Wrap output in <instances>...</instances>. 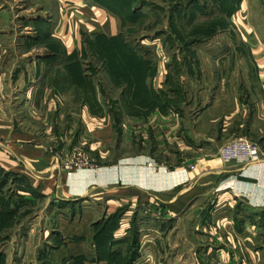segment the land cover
<instances>
[{"label": "crops", "instance_id": "crops-1", "mask_svg": "<svg viewBox=\"0 0 264 264\" xmlns=\"http://www.w3.org/2000/svg\"><path fill=\"white\" fill-rule=\"evenodd\" d=\"M105 1L40 0L57 12L39 21L41 47L0 39V169L15 179L7 201L0 179V214L24 219L45 198L103 200L106 212L135 214L140 261L264 264V17L250 11L255 0L231 3L228 26L214 34L229 47L208 69L199 57L164 64L126 47L120 17L97 5ZM88 52L103 61L111 97L95 82L99 66H85ZM239 137L259 146L258 162L221 161L219 148ZM75 146L92 166L66 167ZM55 207L34 215L44 221ZM70 221L48 242L55 261L66 259V239L83 236L107 260L109 230L93 231L87 215ZM49 223L28 237L43 229L46 238Z\"/></svg>", "mask_w": 264, "mask_h": 264}, {"label": "rangeland", "instance_id": "rangeland-1", "mask_svg": "<svg viewBox=\"0 0 264 264\" xmlns=\"http://www.w3.org/2000/svg\"><path fill=\"white\" fill-rule=\"evenodd\" d=\"M105 2L97 3V5L100 8L103 6V8L109 9L120 17L119 31L129 46L139 50L145 57L153 56L158 63H180L182 59H188L192 63L199 57L202 67L207 65L206 69H208V65L214 63L216 59L224 58L225 50L229 47L227 36L217 38L214 34L228 26L227 19L236 6V4H231L230 0H106ZM249 8L256 17H264L262 0L253 1L249 4ZM56 13L53 3H40V0H15L14 2L10 0L9 3L8 0H0V39L8 38L6 40L8 44L10 41L14 45L17 43L22 45V41L30 40L29 48H39L43 45V42H39L36 38L37 31L41 30L43 26L39 21H54L53 16ZM6 41L3 40L2 43L7 44ZM0 48L7 49L6 46ZM191 50H195V55L198 54V56L188 55V51ZM35 53L37 54H33L31 58H36L35 55H39L41 58V52ZM88 53L89 55L85 53L82 57L85 58V66L87 63L99 66L95 82L99 86L106 87V91L111 97L114 89L104 71H101L100 65L103 61L98 56ZM6 59V53L0 52V64H5ZM31 124L37 127L36 121H31ZM50 138L54 139L53 136ZM46 140L49 139L46 137ZM66 160V167L70 170L92 166V161L87 153L79 146L72 149L70 155L63 162L65 163ZM0 179L6 184L3 190L7 195L3 196V199L7 201L6 197L12 195V192L9 191L11 182L15 179L12 174L3 169H0ZM1 181L0 185H2ZM104 204L103 200L99 202L79 200L67 204L45 198L35 203L33 212L31 211L30 215L24 219L20 215L10 220L6 215L0 214V217L5 218L3 225H0V264H102V262H104L103 264H150L146 259L140 261L135 249L134 241L137 239L136 235L134 237L135 214L131 212L124 215L122 210L117 209L115 211L113 209L114 212H106ZM19 207L21 206L19 205ZM53 207H55V212L50 214V217L46 216L44 221V215L40 219L39 216L34 215L37 211L52 212L50 210ZM24 214L26 216V213ZM82 215H87L89 221L93 222L91 224L93 231L97 232L103 226L109 230L110 243L107 248L109 256L106 253L102 256L107 260L104 259V261L97 253L94 256L95 249L92 242L83 236L71 240L63 238L67 241L65 247L68 249L64 253L66 259L55 261L56 248L50 249L48 242H52V238L57 236V233L60 234L61 221L71 222L70 220H73L76 224ZM48 223L52 226L50 227L51 232L46 238L43 237V229H39L35 236L28 237L33 224L42 228ZM6 227L9 229L6 230ZM33 245L37 246L36 250L34 249L38 257L37 261L29 258L30 250L33 251L35 247ZM56 254L58 253L56 252ZM23 256H25L24 262ZM69 256L70 258H67Z\"/></svg>", "mask_w": 264, "mask_h": 264}, {"label": "built area", "instance_id": "built-area-1", "mask_svg": "<svg viewBox=\"0 0 264 264\" xmlns=\"http://www.w3.org/2000/svg\"><path fill=\"white\" fill-rule=\"evenodd\" d=\"M218 156L223 163L236 165H251L259 161L261 152L259 146L248 138H234L218 150ZM193 169V166L190 167Z\"/></svg>", "mask_w": 264, "mask_h": 264}, {"label": "trees", "instance_id": "trees-1", "mask_svg": "<svg viewBox=\"0 0 264 264\" xmlns=\"http://www.w3.org/2000/svg\"><path fill=\"white\" fill-rule=\"evenodd\" d=\"M235 0H230V3H233ZM117 15V14H116ZM195 38V37H194ZM199 38V37H198ZM125 46L126 47H130V48H133V47H131V46H129V44L126 42V44H125ZM4 221H5V218L4 217H0V225H3V223H4Z\"/></svg>", "mask_w": 264, "mask_h": 264}]
</instances>
